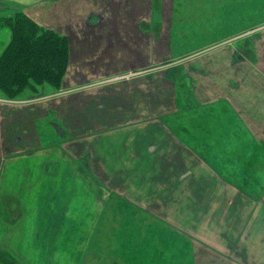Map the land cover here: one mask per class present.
Segmentation results:
<instances>
[{
  "label": "rangeland",
  "instance_id": "1",
  "mask_svg": "<svg viewBox=\"0 0 264 264\" xmlns=\"http://www.w3.org/2000/svg\"><path fill=\"white\" fill-rule=\"evenodd\" d=\"M124 5L128 7L129 2L124 0ZM151 6L150 21L146 18V28L150 30V34L142 35L138 41L147 53L151 52L150 66L130 69V65L120 64L118 61L128 56L133 59L135 56L124 48L119 50L118 55L116 48L107 50L104 47L107 43L105 37L97 41L103 42V47L94 45L96 51H93L94 55L91 53L93 59L89 56L90 52L86 56L82 55L78 44L74 43L78 66L74 67L76 75L71 81L62 83L60 87L49 84L27 87L14 98H9L0 91V104L44 95H67L70 103L65 98L63 101L66 105L60 104V110L57 109L55 113L49 110L52 115H48L46 107L57 103V97L51 98V104L45 103V100L10 104L11 107L4 105L2 107L9 111L4 114V118L9 121L20 119L23 122L37 120L41 140L48 137V127L56 136L57 132H62L57 131L52 122L64 121L69 126L67 135H70L71 142L74 143L80 138H87L86 136L113 131L112 128L120 129L121 124H126L132 119L131 112H135V109L138 110V107L144 104L146 107L150 105L153 118L163 120L170 126L172 121L175 127L179 121L180 125L183 123L189 131H193L199 123L203 124L207 120L215 119L216 123L218 122V118L222 117V110L226 108L221 97L231 96L232 99L228 100L240 107L246 104L257 107L259 103L262 104L258 97L264 92L261 93L264 86V0H152ZM42 7L44 14H48L47 5L43 4ZM9 15L11 12H3L0 17ZM136 25L143 26V20L137 18ZM93 62L95 65L92 66ZM79 75H82V78H79ZM208 101L212 102L206 103V106L216 105L215 117L207 113L203 115L201 110H196L202 102ZM228 105L233 107L232 103L228 102ZM162 113L170 114L163 116ZM145 114L138 112L135 118H148L149 114ZM249 114L235 113V116L250 120L252 115ZM179 129L176 130L181 136L190 138L185 130ZM19 130L15 125L10 130L13 137L7 138L9 145H3V152L0 147V165H4L3 169H6L8 174L15 173L16 159L22 154L21 149H24L25 156L36 150L33 149L36 139H32L34 135L31 131L24 138V145H15L14 132L22 136L27 134ZM171 131L176 136L175 129L171 128ZM123 132L119 130L116 135L123 137L128 134L125 131L123 135ZM112 133L110 136L115 138ZM196 133L199 138L208 136L205 128H200L199 131L196 129ZM261 133V139H264V129ZM47 142L42 141L43 144ZM41 148V153L46 156L57 151L48 146ZM258 149L257 161L251 160L252 169L245 170L242 165L244 161L236 162L237 167L233 169L230 177L232 182L238 184L242 191L254 200L264 197V144L258 146ZM94 155L92 150L86 152L84 157H76L77 160L72 158L74 163L76 161L77 170L73 169L76 172L71 190L74 192L76 189L81 198V201L76 202L78 204L75 208H78L82 201L88 206L79 210L81 218L74 215L78 214V211L57 210L56 216L59 212H66L67 220H62L59 226L43 225L50 214L55 215L52 208L48 209L52 207L51 196H46L47 199L44 197L46 200L43 199V203H35L34 198L38 199V196L29 191L30 178L25 180L28 192L23 196L9 197L6 207L0 208V232L4 229L0 235V264H112L115 259L112 241L117 238H114V233L121 235L119 229L124 231L128 222H136L141 216L159 218L155 210L142 209L137 205L136 208L126 206L128 199L122 196V189L127 186L120 183V188L115 189L112 188V182L107 183L104 178L97 176ZM31 164V161L24 163L29 172ZM240 171H243L244 175H240ZM76 180L79 181L78 184ZM1 181L5 185L14 184V180H11L12 184L10 180L6 183L0 178V189ZM10 191L13 190L8 192ZM36 204L40 205L38 209L34 208ZM118 207H121L119 212ZM143 213H146V216H143ZM127 217H131L132 221H128ZM171 228L172 233H179L184 238L181 242L184 250L182 263L198 264L196 256H202V249L198 246L197 248L185 235L184 229ZM165 244L173 250L176 248L174 240ZM155 247L157 246H152ZM63 251H66L65 256ZM200 251L202 253H199ZM116 258L119 262L118 255ZM205 264H208L207 261Z\"/></svg>",
  "mask_w": 264,
  "mask_h": 264
},
{
  "label": "crops",
  "instance_id": "2",
  "mask_svg": "<svg viewBox=\"0 0 264 264\" xmlns=\"http://www.w3.org/2000/svg\"><path fill=\"white\" fill-rule=\"evenodd\" d=\"M127 1L128 7L124 5V0H0V6L23 9L41 26L68 37L69 64L63 79V83L66 84L76 75L74 67L78 66L74 43L78 44L82 55L86 56L90 52L89 56H92L91 53L93 51L95 53L96 46L104 45L103 42L97 41L105 37L107 43L104 47L107 50L116 48L118 55L119 50L124 48L135 56L133 59L128 56L122 61H118L117 56L116 59L120 64L130 65L129 67H132L130 69L152 64L151 52L147 53L143 45L138 43L142 35L150 34V30L146 28L148 24L146 18L148 17L150 21L152 0ZM43 4H46L49 10L46 15L42 9ZM137 18L143 20V26L136 25ZM10 40L11 31L0 27V55ZM93 65L95 62L92 63ZM79 78H82V75H79ZM263 91L264 86L261 93ZM59 96L44 95L0 104L2 152L3 145H9L8 136L13 137L10 130L15 125L18 126L19 131L27 133L22 136L14 132L16 146L25 144L24 138L28 136L29 131L34 135L32 139H36L33 143L35 152L25 156L24 149H21L22 154L16 159L15 173L8 174V171L3 169L4 165L3 167L0 165V178L6 183L8 180H14V184L11 181L13 186L8 183L5 185L1 181L0 208L6 207L9 197L23 196L28 192L25 180L30 178L29 191L38 196V199L34 198L35 203H43L44 197L51 196L52 207L47 208H52L55 215L50 214L43 225L59 226L62 220H67L66 212H59L56 216L57 210L78 211V214L74 213V215L81 218L82 214L79 210H84L88 206L82 201L79 207L75 208L78 204L76 202L81 201V198L76 189L74 192L71 190V185L75 182L74 173L77 170L76 161L74 163L72 158L77 160L76 157H84L86 152L93 150L95 154L93 160L97 164L96 175L104 178L107 183L112 182V188H120V183L127 186L126 189H122V196L128 199L126 206L137 205L142 209L155 210L159 216L152 218L143 213L146 217L141 216L136 222H128L132 219L127 217V227L124 231H121L122 228L119 229L121 235L119 233L113 235L114 238L117 237L112 241V253L115 256L113 257L117 259L118 255L120 260L118 262L114 259L112 264H183L184 250L181 242L184 238L179 233H172L171 227L184 229L185 235L196 247L202 249L203 253L199 252L202 256H196L198 264H205L206 261L208 264H264V197L254 200L230 178L233 169L237 167L236 162L244 161L243 168L247 171L252 169L251 160L257 161L258 146L264 144V139H261V130L264 129V92L258 97L262 104H258L257 99V107L253 104L240 107L228 100L232 99L231 96L221 97L226 108L222 110L223 114L218 118V122L216 123L215 119L207 120L194 128L195 131L205 128L208 136L203 138H199L194 130L189 131L183 123L180 125L178 120L179 124L175 127L172 121L170 126L163 120L153 118L150 105L146 107L144 103L143 106L138 107V110L131 112L132 119L126 124H121L120 129L112 128L113 131L86 136L87 138H80L74 143L71 142L70 135H67L69 126L64 121L52 122L57 131L62 132H57V137L48 127V140L43 139L48 142L43 144L39 126L36 124L37 120L23 122L20 119L9 121L4 118V114L9 112L2 107L4 105L11 107L10 104L45 100V103L51 104L53 101L51 98L57 97L56 100H59L57 103L46 107L48 115H52L49 110L55 113L60 104L66 105L63 101L65 98L70 103L67 95ZM209 102L212 101L202 102L200 108L196 110H201L203 115L207 113L215 117L216 105L206 106L205 104ZM228 102L232 103L233 107H230ZM42 111L45 112L44 109ZM138 112L144 114L147 112L149 117L136 119L135 114ZM235 113L242 115L250 113L252 118L245 120L242 116H235ZM162 114L164 116L170 113ZM171 128L175 129V132L177 128H180V131L185 130L190 138H184L179 132L176 133V136L179 135L176 137ZM119 130L128 134L118 137L116 134ZM112 132L115 138L110 136ZM43 146L52 147L57 151L47 156L43 155L41 153ZM30 161L31 172L24 166V163ZM240 172V175H244L243 171ZM78 183L79 181L76 180V184ZM10 189L13 191L8 192ZM39 207L40 205L36 204L34 208ZM120 208H117L118 212ZM169 240L175 241L174 250L166 246L165 242ZM152 246L157 247L152 248ZM65 254L66 251H63L64 256Z\"/></svg>",
  "mask_w": 264,
  "mask_h": 264
},
{
  "label": "trees",
  "instance_id": "3",
  "mask_svg": "<svg viewBox=\"0 0 264 264\" xmlns=\"http://www.w3.org/2000/svg\"><path fill=\"white\" fill-rule=\"evenodd\" d=\"M0 27L11 31V40L0 55V91L14 98L27 87L49 84L60 87L69 64L68 37L45 28L23 9L0 6Z\"/></svg>",
  "mask_w": 264,
  "mask_h": 264
}]
</instances>
